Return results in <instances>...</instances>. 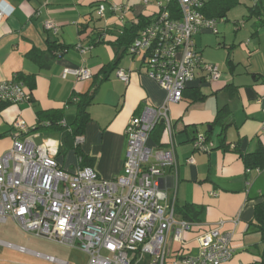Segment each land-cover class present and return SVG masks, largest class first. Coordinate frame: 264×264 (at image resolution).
I'll return each instance as SVG.
<instances>
[{"label": "crops", "instance_id": "obj_1", "mask_svg": "<svg viewBox=\"0 0 264 264\" xmlns=\"http://www.w3.org/2000/svg\"><path fill=\"white\" fill-rule=\"evenodd\" d=\"M238 1L217 20V33L203 29L193 36L194 49L203 61L218 65L219 77L206 78L197 69L182 99L168 104L172 144L164 126L156 125L146 145L173 148L176 165L163 169L162 188L176 205L202 208L197 225L184 234L183 254H196L198 234L222 220V230L232 235L233 256L226 264H264V238L251 224L255 205L264 201V169L249 170L240 157L264 148V0ZM166 2L0 0V81L18 74L33 82L32 89L24 82L30 101L0 107V151L11 146L13 123L21 119L31 127V141L57 146L55 160L61 168L90 165L103 178L120 175L127 122L145 105L160 107L166 92L146 74L142 55L121 53L114 43L139 16H155L158 3ZM255 3L260 12L251 14ZM48 20L55 31L45 27ZM114 62L116 68L102 80L105 65ZM65 68H88L91 76L62 78ZM118 68L129 74L127 82L117 76ZM94 90L85 109L83 140L75 149L70 132L78 116L77 100ZM37 110L47 113L39 124ZM50 118L64 121V127L44 126ZM199 135L212 145L209 150L194 148Z\"/></svg>", "mask_w": 264, "mask_h": 264}, {"label": "built area", "instance_id": "obj_2", "mask_svg": "<svg viewBox=\"0 0 264 264\" xmlns=\"http://www.w3.org/2000/svg\"><path fill=\"white\" fill-rule=\"evenodd\" d=\"M208 1L177 0L180 19H172L158 3L156 17L128 46L130 55H142L146 74L165 90L166 98L160 107L145 105L127 122L120 175L103 178L89 165L72 171L61 168L55 160L57 146L48 141L35 144L27 137L31 127L21 119L14 121L11 146L0 151V222L11 219L29 234L86 252L87 264H226L232 258V235L222 230V220L198 234L196 254H183L184 234L197 223L180 218L175 197L162 188L163 169L176 165L174 150L146 145L159 121L164 122V133L172 144L168 104L182 99L197 69L206 78L220 75L218 65L203 61L194 49L196 33L203 29L217 33V19L202 11ZM98 12H103L102 6ZM3 15L0 9V18ZM45 27L56 30L51 20ZM116 74L124 82L129 80L121 68ZM68 75L84 79L91 71L63 69L61 77ZM30 99L23 81H0V106ZM82 140L79 135L74 142ZM205 141L197 136L194 148L209 150L212 145ZM169 239L178 243L177 250L168 252Z\"/></svg>", "mask_w": 264, "mask_h": 264}, {"label": "trees", "instance_id": "obj_3", "mask_svg": "<svg viewBox=\"0 0 264 264\" xmlns=\"http://www.w3.org/2000/svg\"><path fill=\"white\" fill-rule=\"evenodd\" d=\"M238 2H239L238 0H209L202 8V11L206 16L216 18L218 20L220 18H223L226 15L227 11L230 10L232 7H234ZM164 7L169 11L170 17L172 19H180L181 14L177 0H168L164 5ZM259 8L260 7L257 5V3H255L254 6L249 7L250 13L251 14L259 13L260 12ZM156 15L153 17L139 16L135 24L122 31L121 35L118 36L116 42L114 43L116 47L122 48L121 53L127 52L128 46L139 36L141 29L144 28L153 18H155ZM261 23L262 24L264 23V19H262ZM104 68L105 69H103L104 75L102 77V80L106 79L108 72L110 70L116 68L115 62L111 64L110 63L106 64ZM15 78L18 80L19 79L23 80V82L27 83L30 86V89H32L33 82L32 79H30L29 77L20 76L17 74ZM94 93L95 90L88 95H83L79 97L77 100L78 116L75 122V128L73 129V131L70 132L71 135L73 136V146L75 149L78 148L79 144H75L74 140L77 136L81 134V128L88 119L87 112L85 109L86 106L90 104V102L92 101ZM35 114L37 116L38 124L43 122V120H45L47 115L46 112H43L41 110H37ZM43 125L46 127H53V126L64 127V125L61 123L60 120L55 121L53 118L48 119L46 123H43ZM157 125H161L163 127L164 122L159 121ZM35 129L37 128L34 127L33 130ZM207 134H209L208 130H207ZM206 136L208 137V135ZM240 157L243 160L247 169L249 170L264 169V148L262 146H258L253 152L240 153ZM81 166H87V165H81ZM175 207H176L175 208L176 213L180 218L193 222H197L199 220V216L202 212L201 207L195 206L193 204H186L183 206L176 205ZM251 224H253L256 227V229L262 234V237L264 238V201L257 203L255 205L254 218Z\"/></svg>", "mask_w": 264, "mask_h": 264}, {"label": "rangeland", "instance_id": "obj_4", "mask_svg": "<svg viewBox=\"0 0 264 264\" xmlns=\"http://www.w3.org/2000/svg\"><path fill=\"white\" fill-rule=\"evenodd\" d=\"M0 240L12 244L0 243V264H87L89 261L86 252L29 234L11 219L0 223ZM177 248L178 243L168 241V252ZM171 256L174 257V254Z\"/></svg>", "mask_w": 264, "mask_h": 264}]
</instances>
